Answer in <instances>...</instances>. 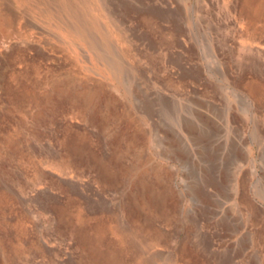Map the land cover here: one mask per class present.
<instances>
[{"label": "rangeland", "instance_id": "obj_1", "mask_svg": "<svg viewBox=\"0 0 264 264\" xmlns=\"http://www.w3.org/2000/svg\"><path fill=\"white\" fill-rule=\"evenodd\" d=\"M181 1L0 0V264H264V19Z\"/></svg>", "mask_w": 264, "mask_h": 264}, {"label": "bare ground", "instance_id": "obj_2", "mask_svg": "<svg viewBox=\"0 0 264 264\" xmlns=\"http://www.w3.org/2000/svg\"><path fill=\"white\" fill-rule=\"evenodd\" d=\"M80 2V1H79ZM93 3V1H91ZM111 2V1H110ZM81 3V2H80ZM90 3V1H89ZM86 4V3H85ZM113 4V3H112ZM90 5V4H89ZM133 5V4H132ZM239 5V4H238ZM95 5H93L94 7ZM115 6V5H114ZM77 7V6H76ZM162 8V7H161ZM94 9V8H93ZM96 9H97V6H96ZM125 9V8H124ZM116 10V9H115ZM160 11V10H159ZM94 12V11H93ZM98 12V11H97ZM117 12V11H116ZM95 13V12H94ZM169 13V12H168ZM73 14V13H72ZM75 15V13H74ZM86 16V15H85ZM89 16V15H88ZM69 17V16H68ZM101 17V16H100ZM78 21V20H77ZM96 21V19L94 20ZM105 21V20H104ZM95 25V24H94ZM118 29V28H117ZM106 30V29H105ZM104 30V31H105ZM79 31V30H78ZM106 33V32H105ZM109 33V32H108ZM90 37V36H89ZM105 45V44H104ZM117 59V60H116ZM116 59H113L112 61V68L114 69L115 73L118 75V76H122L123 72H124V64L122 62V64L120 63L121 61L118 60V58ZM120 61V62H119ZM125 74V73H124ZM54 90L57 91V87L54 86ZM50 91V90H49ZM109 180L113 181L115 179V174L113 173H108L107 176H106ZM139 187H142V188H139L138 189V193L135 195V198L133 199V201H131L132 205L135 207L134 204H139L140 203V193H139V190H143V193H144V196H143V200L145 201V203L147 204V206L149 208H152V206L154 207H158V205L161 203V199H163V196L162 194H158V192H155L154 190L151 189V186L149 185L148 182L146 181H143L141 183V186ZM160 198V200H159ZM92 213V212H91ZM81 238L85 241L87 240L88 242L90 241V236L88 235V233L85 231V232H82L80 234ZM143 249V248H142ZM94 251V250H93ZM131 255V254H130ZM119 255H118V250H114V249H111V248H108L105 253L103 254L102 257L98 258V261H100V264H116V260L118 259ZM144 259V258H143ZM146 259V258H145Z\"/></svg>", "mask_w": 264, "mask_h": 264}, {"label": "crops", "instance_id": "obj_3", "mask_svg": "<svg viewBox=\"0 0 264 264\" xmlns=\"http://www.w3.org/2000/svg\"><path fill=\"white\" fill-rule=\"evenodd\" d=\"M231 1L233 2V11L238 12L241 17L244 16L248 20L249 25L255 26L258 22H261L264 19V0H231ZM171 4L172 2L170 3V5ZM187 6H189V0H182L181 7L179 8L178 6H176L174 10V14L171 12L168 13V10L165 11L164 13L166 14L168 13L169 16H173L174 18L179 19L182 18L184 7ZM141 12L144 13V11ZM233 29L237 30V25H234ZM249 92L258 93L261 92V89L258 85L251 84L249 86Z\"/></svg>", "mask_w": 264, "mask_h": 264}]
</instances>
